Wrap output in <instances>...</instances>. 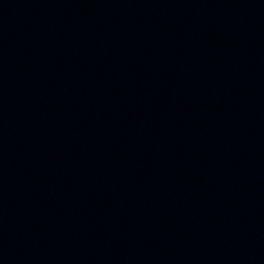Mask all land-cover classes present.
<instances>
[{
  "label": "water",
  "instance_id": "obj_1",
  "mask_svg": "<svg viewBox=\"0 0 264 264\" xmlns=\"http://www.w3.org/2000/svg\"><path fill=\"white\" fill-rule=\"evenodd\" d=\"M0 264H264V0H0Z\"/></svg>",
  "mask_w": 264,
  "mask_h": 264
}]
</instances>
